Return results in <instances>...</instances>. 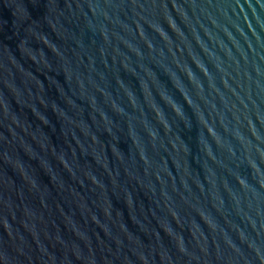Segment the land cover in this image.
<instances>
[{
	"label": "water",
	"instance_id": "obj_1",
	"mask_svg": "<svg viewBox=\"0 0 264 264\" xmlns=\"http://www.w3.org/2000/svg\"><path fill=\"white\" fill-rule=\"evenodd\" d=\"M0 264H264V0H0Z\"/></svg>",
	"mask_w": 264,
	"mask_h": 264
}]
</instances>
